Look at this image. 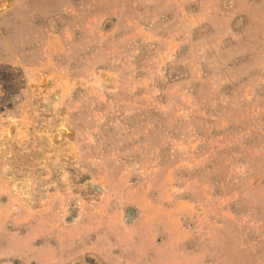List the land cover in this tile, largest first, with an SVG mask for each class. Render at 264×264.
<instances>
[{
  "label": "rangeland",
  "instance_id": "rangeland-1",
  "mask_svg": "<svg viewBox=\"0 0 264 264\" xmlns=\"http://www.w3.org/2000/svg\"><path fill=\"white\" fill-rule=\"evenodd\" d=\"M0 264H264V0H0Z\"/></svg>",
  "mask_w": 264,
  "mask_h": 264
}]
</instances>
